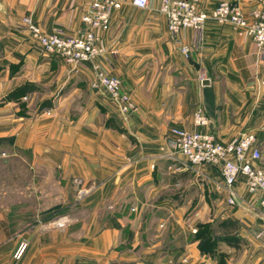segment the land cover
<instances>
[{
    "label": "crops",
    "instance_id": "0c3cea01",
    "mask_svg": "<svg viewBox=\"0 0 264 264\" xmlns=\"http://www.w3.org/2000/svg\"><path fill=\"white\" fill-rule=\"evenodd\" d=\"M159 1L141 8L123 0L104 36L99 60L132 104L122 114L93 87L91 64L72 69L22 25L30 17L44 32L77 33L90 0H0V158L20 156L28 165L37 213L49 195L67 216L60 225L36 214L14 231L10 209L0 205V264H264V213L245 179L231 205L218 167H187L168 157L166 143L172 127L213 132L223 142L253 132L264 156L258 47L232 24L209 20L200 42L194 29L182 33L192 48L186 56ZM221 1L198 0V8L210 12ZM228 1L247 14L260 4ZM25 84L35 88L9 98ZM198 107L210 118L206 126L194 123ZM39 179L57 185L42 188Z\"/></svg>",
    "mask_w": 264,
    "mask_h": 264
},
{
    "label": "built area",
    "instance_id": "2783aa9c",
    "mask_svg": "<svg viewBox=\"0 0 264 264\" xmlns=\"http://www.w3.org/2000/svg\"><path fill=\"white\" fill-rule=\"evenodd\" d=\"M122 4L123 0H90L89 10L82 15L81 28L74 34L60 28L52 33L44 32L30 17H24L22 25L31 31L45 52L60 56L72 69L77 71L91 64L95 70L93 87L106 91L113 104L122 114H126L132 104L121 89L120 78L108 72L99 60L107 51L104 36L111 28L112 16ZM133 4L147 8L150 0H133ZM158 10L165 15L170 34L186 56L191 54L192 48L183 43L182 33L194 29L200 42L207 22L213 20L220 25L232 24L241 34L251 36L264 65V0H260L259 6L248 14L239 2L228 0L221 1L210 12L200 10L198 0H160ZM204 77L203 73L201 78ZM209 122L204 108L198 107L194 113L195 125L203 127ZM166 143L168 157L187 167L200 164L218 167L224 187L229 190L228 202L231 205L239 200L236 184L245 179L248 191L258 196L264 213V156L255 133L243 132L231 141L223 142L213 132L172 127ZM65 221L64 218L59 224ZM25 246L24 243L22 249Z\"/></svg>",
    "mask_w": 264,
    "mask_h": 264
},
{
    "label": "rangeland",
    "instance_id": "374dc122",
    "mask_svg": "<svg viewBox=\"0 0 264 264\" xmlns=\"http://www.w3.org/2000/svg\"><path fill=\"white\" fill-rule=\"evenodd\" d=\"M50 110V109H48ZM47 110V111H48ZM3 148H9L5 145ZM1 149V148H0ZM25 157H29L28 153L24 154ZM56 181H48L39 179L38 185L42 188H55ZM36 181L32 177V173L28 165L26 166L20 160V156H6L3 155L0 158V205L5 208H9L11 215L15 221L16 227L14 231H19V224L25 220L28 225H32L36 220V214H39L38 218L44 219L45 221H51L55 224H59L60 220L66 219L67 216H63L64 205L54 204L55 196H43L44 211L36 212L34 205V189ZM61 186V184H60ZM67 189L66 185L62 184L61 188ZM27 190V192H25ZM27 201V203H24ZM58 203V202H57ZM60 214L61 217H58Z\"/></svg>",
    "mask_w": 264,
    "mask_h": 264
},
{
    "label": "trees",
    "instance_id": "16d2710c",
    "mask_svg": "<svg viewBox=\"0 0 264 264\" xmlns=\"http://www.w3.org/2000/svg\"><path fill=\"white\" fill-rule=\"evenodd\" d=\"M35 88L34 85H31V84H25L21 87H19L17 90H15L13 93H11L9 95V98H15V97H19V96H22L30 91H32L33 89ZM47 103V105H50V101H45V104ZM45 104H43L42 107L45 106Z\"/></svg>",
    "mask_w": 264,
    "mask_h": 264
},
{
    "label": "water",
    "instance_id": "95a60500",
    "mask_svg": "<svg viewBox=\"0 0 264 264\" xmlns=\"http://www.w3.org/2000/svg\"><path fill=\"white\" fill-rule=\"evenodd\" d=\"M203 84H204V85H209V84H210V80H209V79H205V80L203 81Z\"/></svg>",
    "mask_w": 264,
    "mask_h": 264
}]
</instances>
